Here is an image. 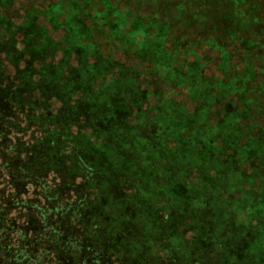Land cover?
Returning a JSON list of instances; mask_svg holds the SVG:
<instances>
[{"label":"trees","instance_id":"1","mask_svg":"<svg viewBox=\"0 0 264 264\" xmlns=\"http://www.w3.org/2000/svg\"><path fill=\"white\" fill-rule=\"evenodd\" d=\"M20 1L0 0V264H205L207 257L243 264L252 249L264 246L262 223L257 235L228 243L218 198L198 202L186 186L187 170L172 168L185 162L179 139L199 124L197 106L152 105L127 65L149 61L195 99L196 86L216 78L210 66L224 63L220 56L218 64L215 43L221 48L235 40L243 50L231 53V77L238 80L231 87L225 76L213 102L222 96L228 118L244 133L254 131L253 123L264 124V0H110L125 15L166 28L164 49L171 57L160 65L152 53L140 54L111 35L100 0H75L81 6L75 14L89 29L83 43L67 23L72 0L16 9ZM52 3L64 5L59 40L46 26ZM89 13L100 17L91 20ZM102 21L126 62L105 55L96 42ZM204 50L213 58L202 60L197 53ZM5 61L16 64L13 76ZM237 63L243 64L238 72ZM233 219L235 231L244 220L238 213Z\"/></svg>","mask_w":264,"mask_h":264},{"label":"rangeland","instance_id":"2","mask_svg":"<svg viewBox=\"0 0 264 264\" xmlns=\"http://www.w3.org/2000/svg\"><path fill=\"white\" fill-rule=\"evenodd\" d=\"M100 1L106 7L104 14L106 18H104V22L111 28L110 33L112 36H115L118 40L129 41L131 46L132 44L137 46L140 54L144 52L152 53L154 55L152 60L159 65L161 62L166 63L170 61L171 56L164 49V43L167 37L165 27L161 26L157 28V25L153 24V22L149 24L144 19L132 15H125L119 11V7L113 4L111 5L110 0ZM37 4H42V0H21L15 5V8L22 9L29 5L36 7ZM59 5L52 3L48 6L50 25L46 24V26L55 40H59L65 35V31L60 28L62 19L58 14L64 5ZM71 5L74 8L72 10L74 13L68 15L69 20L67 23L77 30L75 37L81 36L83 43V38L87 37L89 29L86 27L85 20L81 15L75 14V12L81 10V6L75 0L71 1ZM18 12L22 13L21 10ZM95 14L91 15L89 13L87 16L91 20L100 17L97 15L99 13ZM13 21L19 23L20 19L13 18ZM104 22L101 24L98 22V29L100 28V31L95 36L97 38L96 42L103 45L105 55L111 53L115 59H121L122 62H126L123 51L117 49L115 44H113L114 39L104 32L108 28L104 26ZM92 24L93 21H88L89 26ZM152 29H156V33L150 38L149 35H151ZM108 38L113 42L108 41ZM230 42H233V48L231 45H228ZM230 42L221 48L219 45L222 42L215 43L219 55L218 64L220 62V56L221 58L223 57L224 63L218 65L219 68L210 66L209 72L216 78L213 82L208 81L209 83L205 85L198 84L196 86L197 92L195 99H193V95L187 89L182 90L183 88L175 86L170 80L168 81L165 75H161L160 70L156 67L154 70L150 68V64L153 63L130 59L127 64L133 67V72L136 73L142 88L151 94L148 102L152 105H156L160 101H175L185 104V108L190 111L194 110L195 106H197L196 111L199 124L193 128L189 127L188 130H185L183 137L179 139V145L182 147V151L178 155L179 158H184L185 162L179 167L172 168L173 170L180 171L187 170L188 177L185 175V179L187 180L185 182L186 186L193 188L197 192L199 196L198 202L202 203L204 198H218L215 201L218 222L224 223V225L221 224V231H223L225 236L230 238L228 243L234 242L237 239L244 242L249 238V232L252 235L255 232V235H257V229L260 224L262 223V227L264 226V124L253 123L251 127L254 131L248 129L246 133L251 132V134L245 135L246 133L243 132V129H239L240 122H237L235 119L233 120L231 117L228 118V115H226L228 111L227 105L225 104L226 100L221 96L220 101L213 102V92L218 86L226 82V78L224 79L225 76H230L228 80L231 83V87H234L235 82L238 80V77H231V53L235 50L240 54L243 50H240V45L236 44L235 40ZM85 44H89L90 51L95 50V46L92 43L87 42ZM226 48L229 51H226ZM126 50L130 51L128 48ZM207 52L209 51H198L197 54L201 56L202 60L208 57H210L209 59L213 58L211 53L209 54ZM59 57L61 58L60 53L55 61ZM5 62V66L7 65L5 68L7 74L13 76L16 72V64ZM71 64H77L74 56ZM237 65L235 67L237 69L236 72L241 71L243 64L240 65L237 63ZM18 67L23 68L24 63H20ZM184 68L186 67L184 66ZM157 90L161 92L159 95H155L154 93ZM202 105H204L205 109H202L198 113V109ZM223 116H225V119ZM249 118L254 119L252 116ZM213 120L215 122L219 121L211 124ZM252 132L255 135H252ZM172 168L166 170V173L170 172ZM180 174L178 173L177 176ZM255 204L260 205L261 208H255ZM236 213L240 215V219H243L244 222L242 221L240 228L233 231L236 226L233 215ZM244 224L246 225L245 227H243ZM257 248H262L261 251L264 253V246L261 245ZM257 248L252 249V257L250 259L244 258V263L264 264L261 257L255 256V252L259 250ZM234 256L235 254L232 255V258ZM262 256L264 258V254ZM207 258H209V263L205 264H220L216 261L215 257ZM224 264L232 263L227 262Z\"/></svg>","mask_w":264,"mask_h":264}]
</instances>
